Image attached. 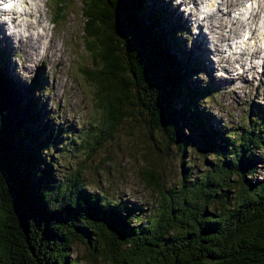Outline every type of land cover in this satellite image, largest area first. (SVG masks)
Listing matches in <instances>:
<instances>
[{"label": "trees", "instance_id": "1", "mask_svg": "<svg viewBox=\"0 0 264 264\" xmlns=\"http://www.w3.org/2000/svg\"><path fill=\"white\" fill-rule=\"evenodd\" d=\"M168 13L160 0H80L89 56L79 69L94 94L77 130L45 110L40 77L21 85L0 55V264H80L76 241L105 264L264 262V173L253 177L264 172V106L240 125L213 126L215 89L188 83L198 65L174 40ZM130 119L159 163L175 149L183 155L195 134L212 155L202 174L183 167L170 188L161 172L142 171L157 195L145 224L126 202L88 190L78 168ZM70 149L83 160L58 180L54 151Z\"/></svg>", "mask_w": 264, "mask_h": 264}, {"label": "rangeland", "instance_id": "2", "mask_svg": "<svg viewBox=\"0 0 264 264\" xmlns=\"http://www.w3.org/2000/svg\"><path fill=\"white\" fill-rule=\"evenodd\" d=\"M244 1L239 0L240 5H243ZM163 2L168 10L176 8L179 16L183 19H187L185 16L192 10L191 6L186 5L189 0H163ZM40 4L46 18L45 34L47 37V43H40V45L46 48H55L51 53V57L43 58V68L40 56H38L35 63L27 62L25 52H31V41L26 42L22 50H18L17 37L12 36L13 44L17 46L16 48H9L10 53L15 51L11 56L12 59H9V64L7 62L8 59L4 63L19 81L24 82L23 84L20 83L23 86H27L30 80L40 77L44 81L43 87L46 91L41 94V97L39 95V99L45 110L49 112L55 111L56 122L62 123L66 121L77 130L82 125L86 127L87 121H90L89 118L93 109L91 98L94 94V90L87 85L79 69L81 63L85 65L88 63L89 56L88 50L86 48L84 50L81 39L80 0H42ZM215 8L216 6L210 10H215ZM220 8L224 11L226 9L225 5H220ZM205 11L209 10L205 9ZM235 14L236 12L232 11L230 16L233 17ZM57 15L61 16L58 20ZM169 15L174 25H177V23L179 25L180 23L188 25V27L184 28L186 34L180 28H175L176 31L174 33V40L178 41L181 50H184L186 56L188 55L187 59L194 63L197 62L196 64L198 65L196 71L187 77L188 83L199 84L200 86H213L216 91L210 98H207L209 104H206V112L213 126L221 127L226 125V127H233L240 125L245 117L247 118L251 115L249 114L251 107L264 106V76L261 77L262 69L264 70V68L260 66L262 55L260 58H256L259 61L258 63H256V59L251 62L249 56L243 57L240 63L237 64L234 62V58H231L233 68L238 67V69L231 70L233 71L232 74L227 73L222 68L224 64L220 65L217 62V55L211 54L210 50L214 48L212 40H215V37L220 41L223 38V36L218 38L221 32L225 36L229 34V26L221 30L214 26L212 27L213 32L207 35L203 32L205 27H200V25L198 32V27H196L198 24L194 18L186 24L182 22V19H176L174 15L172 16L171 11H169ZM26 18L34 19L32 16ZM218 18L214 17L210 21L217 25L219 24L216 23L219 21ZM240 19L243 21L244 26H252L254 28L255 25L250 23V21L246 24L245 19L241 17ZM245 29V27H237L236 33L233 34L235 35L234 38L240 36ZM170 30L169 28L167 29V35H169ZM5 31L9 33L8 30L5 29ZM197 33L201 35L196 37ZM204 35L207 36L209 43L205 42ZM199 42L202 43V46H199ZM197 45L196 53L190 50L191 46L196 47ZM208 51L215 62H211L210 58L208 59ZM193 57H195V61L192 59ZM226 57L224 58L226 59ZM250 62L253 65L257 64V67L255 66L249 71L241 72V75L236 74L242 69H239L240 65H242L243 69L244 67L250 68ZM203 66L215 68L213 77L209 73L204 72ZM14 73H18L20 76L18 77ZM221 74L223 76L219 77ZM228 76L229 78L241 77L228 82ZM214 78L225 80L221 83V80H215ZM26 80L27 83L25 82ZM259 81L263 83L261 84ZM143 132L142 123L134 121V119L126 120L116 132L115 137L107 142V146L100 149L94 158L86 157L78 168L81 169L80 176L83 178L88 190L106 194L107 199L111 202H126L129 208H135L133 215H138L139 220L145 224L146 220H144V217H148L152 214L153 209L156 208L157 195L155 190L146 185L142 171L148 168L161 172L165 186L170 188L179 182L183 167H188V171L193 176L202 174L206 164L212 159V155L206 156L200 145L199 135L195 134L191 136L190 143L183 155L175 149L174 155L165 156L166 158L163 159V162L159 163V160L154 156V154L156 155L154 150H152L153 152L151 151L152 154H149L150 144ZM56 152L57 150L54 151L53 158L55 162L54 174L58 180H61L73 165L76 167V164L83 160V154L80 151L74 156V149H70L67 154L62 152L64 156L61 155V152L56 155ZM262 168L257 167L256 173L258 175L253 177H261L264 173ZM72 249V258L78 255L80 264H105L100 259H96V261L90 259L87 256L84 245L80 241H76Z\"/></svg>", "mask_w": 264, "mask_h": 264}, {"label": "bare ground", "instance_id": "3", "mask_svg": "<svg viewBox=\"0 0 264 264\" xmlns=\"http://www.w3.org/2000/svg\"><path fill=\"white\" fill-rule=\"evenodd\" d=\"M8 1H10V0H8ZM41 1L42 0H11V2L16 3L12 6L13 8L15 6L20 8L21 5H23V3H24L25 8L28 9V12L22 11L19 14V17H18L19 23H24L25 20L29 21V19L24 18V17H28V16L34 17V19H30L34 24L26 23V26L28 28V32L19 33L18 39H17L18 40V48H17L18 50H22V48H24V46H25V43L31 41V43H30L31 44V48H30L31 52H25L23 50L26 53V61L29 63H35L38 56H40V52H39V49L41 48L40 43H47L46 42L47 37L45 34L46 18L44 17L42 6L40 4ZM246 1H248V0H245L244 3ZM186 5L187 6L195 5V8H193L192 10H190L188 12V15L186 17L187 19L181 18L179 16V12H177L176 8H173V10L171 9L172 10V16L174 15V17L176 19H178V18L182 19V22L187 24L189 21L192 20L190 16L195 15L197 17V19L199 21H201V22H199L200 27H205L204 32L207 35H209L213 32L212 27H214V26H217L219 30L223 29L224 27L229 26V34L227 36H225L221 32V35L218 38H220L221 36H223V38H221L219 41L215 37V40H212L214 43V48L211 49L212 51L210 50V47H209V50L212 53H214L215 55H217V57H218L217 62L220 63V65L222 63L224 64L222 66L223 69H225L228 73L232 74L233 71H231V70H233L234 68H233V65L231 63V58H234V60L236 62H239L246 55H248L250 57L251 62L253 59H256L257 57L260 58V56L262 55L263 56L262 57V63L260 64V66H262V68H264V0H252V5L250 6V9H252V12L249 15V17H247L249 8L244 9L243 5H240L239 0H221V2H220V0L219 1L218 0H191ZM199 5H202V7L199 8ZM220 5H225L226 10L223 11V9L220 8ZM214 6H216V8H215V10H217L216 12H214L215 10H210ZM205 8H209V11H205ZM242 9H244V11H245L244 19L246 20V24L249 23V21H250V23H252L255 26H254V28H252V26H249L245 30H243V33L248 32L250 34V37L247 38L246 40H244L241 37L243 35V33L241 34V36H239V38L241 40H238L237 37L232 39L231 42L233 44V48L237 47L238 44L241 42L239 44L241 47V48H239L240 52L235 53L232 51V49L230 47L229 48L227 47L229 56L227 59H225L224 55H223V49L221 48L222 42L228 41L230 38L235 36L233 34L236 33L235 30L237 27H241V28L244 27V23L239 17L240 14H238L239 16L231 17L230 13L232 11L238 12L239 10H242ZM209 12H210V14H209ZM7 14H11V11H9ZM219 15H220V17L218 18ZM214 17H216V19L218 18L219 21L221 20L220 22L219 21L216 22L219 24L216 25L215 23L210 21L211 19L213 20ZM175 21L177 22V20H175ZM181 24L182 23H180V25ZM182 25H184V24H182ZM184 26H186V25H184ZM3 30H4V25H3V23H0V43L1 44H7L8 47L10 48V47H12L11 43L8 44V42H10V37L8 35H5V32H3ZM200 35H201L200 33L197 34V36H200ZM203 38L205 39L206 43H209V40H207L208 38L206 35H204ZM258 42H260V44H258ZM242 45H243V47H242ZM199 46H202L201 42H199ZM197 47H198V45L196 47L191 46L190 50H192L194 53H196ZM54 50H55L54 47L53 48L52 47L46 48L44 55L40 59L42 68L44 66L43 58L51 57V53ZM208 53H209L208 54V59H209L210 58V52L208 51ZM256 61H257L256 63L259 62L257 59H256ZM213 62H215V61H213ZM251 62H250V68L249 69H251L255 66L257 67V64L253 65V64H251ZM240 68H242V65H240ZM263 76H264V70H263V73L261 74V77H263ZM240 77L241 76H237V78L230 77L228 82L235 80V79H239ZM220 82L222 83L223 81L221 80ZM259 82L261 84L263 83L262 81H259ZM221 83H219V84H221Z\"/></svg>", "mask_w": 264, "mask_h": 264}, {"label": "clouds", "instance_id": "4", "mask_svg": "<svg viewBox=\"0 0 264 264\" xmlns=\"http://www.w3.org/2000/svg\"><path fill=\"white\" fill-rule=\"evenodd\" d=\"M6 7L11 8L12 7V4L9 3L8 5H6Z\"/></svg>", "mask_w": 264, "mask_h": 264}, {"label": "water", "instance_id": "5", "mask_svg": "<svg viewBox=\"0 0 264 264\" xmlns=\"http://www.w3.org/2000/svg\"><path fill=\"white\" fill-rule=\"evenodd\" d=\"M260 264H264V262L260 263Z\"/></svg>", "mask_w": 264, "mask_h": 264}]
</instances>
